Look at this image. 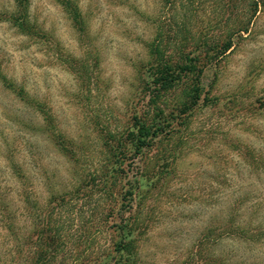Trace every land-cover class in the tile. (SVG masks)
<instances>
[{
    "label": "rangeland",
    "instance_id": "1",
    "mask_svg": "<svg viewBox=\"0 0 264 264\" xmlns=\"http://www.w3.org/2000/svg\"><path fill=\"white\" fill-rule=\"evenodd\" d=\"M251 1L194 0L186 16L181 3L174 10L164 0H29L34 28L21 31L9 16L24 8L0 0V201L33 242L31 254L47 222L40 210L62 231L58 261L88 264L113 251L117 226L136 216L147 227L140 264H180L207 230L231 219L244 234L212 242L215 254L227 264H264V0L254 18ZM175 13L209 41L250 25L206 66L209 101L165 139L171 162L158 160L161 149L134 155L130 145L121 193L105 203L94 181L104 145L110 132L126 139L136 117L154 115L148 45ZM188 82L164 94L167 113ZM127 189L133 195L124 198Z\"/></svg>",
    "mask_w": 264,
    "mask_h": 264
},
{
    "label": "trees",
    "instance_id": "2",
    "mask_svg": "<svg viewBox=\"0 0 264 264\" xmlns=\"http://www.w3.org/2000/svg\"><path fill=\"white\" fill-rule=\"evenodd\" d=\"M60 1V0H59ZM194 0H164L170 6L169 9L176 10L177 3H181L183 10L187 9L186 16L191 12L192 2ZM29 0H15L19 7L24 8L20 16L11 13L10 20L22 31L26 29L31 31L34 28L28 22L27 6ZM260 0H252L250 2L251 18H254L259 12L262 5ZM70 7L71 2L67 1ZM187 6V7H186ZM178 13V12H177ZM173 14L172 20L166 25H160L159 32L149 45V52L155 58L153 84H155V94L150 100L154 110L152 117L143 116L136 117V123L128 127L125 131L127 138L119 139L113 132L109 133L110 141H106L104 148L106 150V161L101 165L100 177L94 179L102 198L106 203L107 200H115L121 191L120 174L126 163L128 148L131 145L134 155L146 153L156 147L161 149L160 157L163 164L171 162L174 158L172 153H167L164 147L165 139L172 137L177 127L187 126L191 116L201 100L209 101L208 97H204V87L201 79L206 66L228 53L234 46L235 37L243 32H248L250 21L246 24H239V27L228 29L223 33L220 41H209L208 37H204L202 32L189 31L180 23L176 14ZM77 18L78 14L75 15ZM251 18L249 20H251ZM182 20V19H181ZM82 22V20H80ZM163 24V23H162ZM175 26V27H173ZM203 29V28H202ZM172 33V37L170 34ZM168 35V37H167ZM206 53V62H202L201 54ZM201 53V54H199ZM211 53V54H210ZM183 80L190 81L187 83L176 102L170 107V113L166 112L169 106L165 103V93L178 86ZM13 86V87H12ZM10 89L22 101H26L27 92L23 87L16 89L14 85H9ZM163 98V101H161ZM38 104V103H37ZM264 104V102H263ZM125 133H122L124 136ZM118 142H117V141ZM257 160L253 163L256 164ZM148 168L147 173L148 174ZM146 175H142L145 177ZM99 179L98 184L96 183ZM124 190V189H122ZM119 192V193H118ZM133 193L127 189L124 193L126 196H132ZM64 199V197L62 198ZM0 232L3 233V239L0 241V264H78L81 262L79 258H71V262L65 259L58 261V253L61 250L63 234L58 224L50 223L51 221L44 219L42 215L37 218L41 229L38 231V237L35 244L37 245L31 254L32 241L27 235L21 231L19 225L15 223L17 218L11 215L9 204H3L0 201ZM50 221V222H49ZM124 223L117 226V236L114 239L113 251L101 253L97 258L88 260V264L92 261L96 264H140V237L147 230L144 221L139 220L136 216H130L124 219ZM39 229V228H38ZM244 234L234 219H231L227 226H220L219 229H209L205 238L198 243V249H191L184 260L180 264H227L226 260L216 255L212 247L218 238H224L235 233ZM212 235H216L212 239ZM223 236V237H222ZM18 255V256H16ZM70 259V258H69Z\"/></svg>",
    "mask_w": 264,
    "mask_h": 264
}]
</instances>
